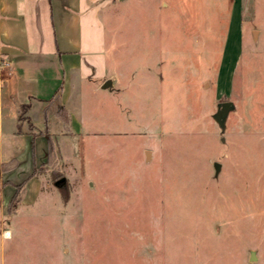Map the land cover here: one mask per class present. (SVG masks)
I'll return each mask as SVG.
<instances>
[{
	"label": "rangeland",
	"instance_id": "374dc122",
	"mask_svg": "<svg viewBox=\"0 0 264 264\" xmlns=\"http://www.w3.org/2000/svg\"><path fill=\"white\" fill-rule=\"evenodd\" d=\"M230 4L116 2L113 92L77 96L71 125L59 104L34 124L52 151L0 211V264H264V0L225 60Z\"/></svg>",
	"mask_w": 264,
	"mask_h": 264
},
{
	"label": "crops",
	"instance_id": "0c3cea01",
	"mask_svg": "<svg viewBox=\"0 0 264 264\" xmlns=\"http://www.w3.org/2000/svg\"><path fill=\"white\" fill-rule=\"evenodd\" d=\"M117 1L0 0V57L11 72L7 77L0 70V101L2 105L5 98L7 104V120L0 122V182L4 193L0 211L4 215L15 193L10 177L18 185L23 168L32 166L33 173L35 164L49 160L47 133L33 135L24 126L21 133L17 131L20 106L30 105L31 120L42 129L50 107L59 104L68 108L71 125L74 115L69 106L77 96L88 89L94 94L113 92L116 78L108 65L105 16L112 13ZM257 11L258 0H231L227 33L233 41L224 48L225 60L233 48L241 49L242 24L255 21ZM108 81L111 84L106 88ZM0 112L3 118L2 108ZM12 162L16 166L9 168ZM36 180L33 173L27 187Z\"/></svg>",
	"mask_w": 264,
	"mask_h": 264
},
{
	"label": "trees",
	"instance_id": "16d2710c",
	"mask_svg": "<svg viewBox=\"0 0 264 264\" xmlns=\"http://www.w3.org/2000/svg\"><path fill=\"white\" fill-rule=\"evenodd\" d=\"M58 96V93H56V95L54 97H57ZM66 111V109H65ZM66 122L69 123L70 122V116H69V113H67L66 111ZM27 125L29 126V131L33 133V135H39V134H44L46 133V130H39L38 132H36L35 130H33V127H34V124L31 120V117H30V105L29 104H23L20 106L19 108V117H18V127H17V131L19 133L22 132V127L24 125ZM48 136V139H49V142H50V147H49V156L51 155V151H52V140H51V135L50 134H46ZM10 166V167H9ZM16 166V162H12V164H9L8 167L9 168H14ZM7 168V167H5ZM26 184H27V180L25 182H22L21 184L19 185H16V193L13 197V200H12V203L13 204H18L19 201L21 200L22 198V190H26Z\"/></svg>",
	"mask_w": 264,
	"mask_h": 264
},
{
	"label": "water",
	"instance_id": "95a60500",
	"mask_svg": "<svg viewBox=\"0 0 264 264\" xmlns=\"http://www.w3.org/2000/svg\"><path fill=\"white\" fill-rule=\"evenodd\" d=\"M110 84H111V82L108 81L104 87L107 88L108 86H110ZM231 106H232V103L229 102V101L221 103V109H220V110L218 111V113L216 114V119H217L220 123H223L224 118L226 117V114H227V112L229 111V109L231 108ZM215 167H216V169L218 170V167H219L218 163L215 164ZM61 180L64 181L65 179H61ZM254 259H256V257H255V253L253 252V253H252V260H254Z\"/></svg>",
	"mask_w": 264,
	"mask_h": 264
},
{
	"label": "bare ground",
	"instance_id": "6f19581e",
	"mask_svg": "<svg viewBox=\"0 0 264 264\" xmlns=\"http://www.w3.org/2000/svg\"><path fill=\"white\" fill-rule=\"evenodd\" d=\"M9 235H10V232H9V231H7V232H6V236H7V237H9Z\"/></svg>",
	"mask_w": 264,
	"mask_h": 264
},
{
	"label": "built area",
	"instance_id": "2783aa9c",
	"mask_svg": "<svg viewBox=\"0 0 264 264\" xmlns=\"http://www.w3.org/2000/svg\"><path fill=\"white\" fill-rule=\"evenodd\" d=\"M6 66H8V64L6 63V61H5V63H4Z\"/></svg>",
	"mask_w": 264,
	"mask_h": 264
}]
</instances>
